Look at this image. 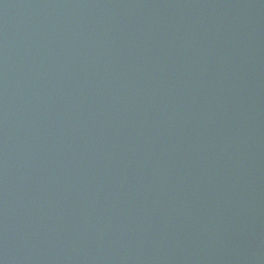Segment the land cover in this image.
Returning a JSON list of instances; mask_svg holds the SVG:
<instances>
[{
  "label": "water",
  "instance_id": "obj_1",
  "mask_svg": "<svg viewBox=\"0 0 264 264\" xmlns=\"http://www.w3.org/2000/svg\"><path fill=\"white\" fill-rule=\"evenodd\" d=\"M0 264H264V0H0Z\"/></svg>",
  "mask_w": 264,
  "mask_h": 264
}]
</instances>
